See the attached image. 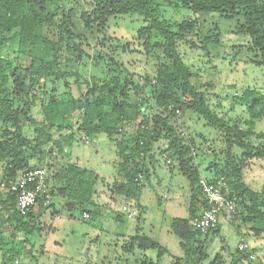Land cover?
I'll use <instances>...</instances> for the list:
<instances>
[{"label": "trees", "instance_id": "16d2710c", "mask_svg": "<svg viewBox=\"0 0 264 264\" xmlns=\"http://www.w3.org/2000/svg\"><path fill=\"white\" fill-rule=\"evenodd\" d=\"M161 8L185 10L192 15L220 16L237 22L241 25L238 33L249 38L245 48L254 53L249 62L264 70V0H0V167L3 168V178L0 180L13 183L21 172L36 167L32 162L40 158L39 155L47 154L44 148L54 142V131L59 135L70 131L71 126L66 118L79 115L82 123L80 134L92 139L100 134L107 135L123 158L126 181L115 186L116 192L125 199L137 198L143 187V177L145 181L149 180V171L145 165L130 170V156L144 157L156 141L169 138L170 148L175 150L172 157L178 161L180 173L190 183L193 203L199 197L202 199L198 212L193 208L188 219L171 221V229L179 238L184 252L183 257L176 258L172 264H205L211 258L209 249L213 242L210 238L219 234L220 224L208 234L192 228V220L203 209L209 208L200 190L201 179L213 183L224 177L229 193L237 198L238 203L232 221L250 225L249 234L255 240L264 237V190L258 192L247 186L243 173L251 159L264 162V147H254L250 142L251 137L264 139V134L254 131L255 121L264 117V93L247 89L236 96L251 120L246 131L215 112L207 93L193 83L194 75L178 51L181 42L200 47L187 40L188 36L197 34L198 24L187 20L181 23L167 20ZM57 14L61 16L58 26L60 35L54 42L48 34L44 35L43 30L45 25L55 27ZM118 17L143 20L135 35L137 46L146 55L154 47L159 48L166 60L157 69L156 77L152 80L150 76L145 77L143 86L132 75H128L125 83L115 77L113 81L90 86L87 94L77 100L51 95L47 102L46 84L40 80L42 73L52 78L54 83L71 75L79 78L77 73L60 71L64 54H74V62L82 60L86 55L79 44L84 39L82 32L88 31L99 37V34H106L110 21ZM78 31H82V34ZM155 35L163 38L158 46L152 40ZM210 44H218V41L206 37L201 48L207 51ZM241 50L242 47H239ZM20 55L31 60L25 75H22V66L18 65ZM179 87L183 94L190 97L189 102H183ZM147 89H151L150 98L144 94ZM56 91L53 88V92ZM150 106L160 110V115L152 118L153 112H148ZM35 109L42 113L41 120L34 118ZM180 110L196 113L211 129L224 133L229 151L228 164L215 177H203L199 164L201 158L195 155L194 145L184 143L177 129L170 124L172 119H177ZM131 125L137 128L134 136L124 134L123 128ZM31 129L36 134L34 138L27 136L31 134ZM72 138L68 142L71 143ZM54 144L64 155V147L61 148L56 141ZM234 148L241 151V156L231 155ZM127 152L131 155L127 156ZM98 179L96 174L68 164L64 169L56 170L55 175L49 174L48 185L53 198L50 211L55 210L56 198L60 196L67 200L69 212L80 209L83 215L89 214L90 219L96 217L100 208L94 201ZM39 204V211L46 212L43 203L40 201ZM2 208L16 221L20 231L26 229L32 233L35 230L33 223L37 212L21 218L16 210L15 195L7 199L0 195V211ZM117 219H121V216ZM131 243L132 247L138 246L142 251L155 250L159 257L166 254L165 248L147 235L133 238ZM16 251L27 256L31 253ZM252 251L256 252L254 249ZM4 258V262L12 260L10 255ZM216 260L225 263L220 256ZM228 262L226 264H255L256 261H249L237 248L229 254Z\"/></svg>", "mask_w": 264, "mask_h": 264}, {"label": "rangeland", "instance_id": "374dc122", "mask_svg": "<svg viewBox=\"0 0 264 264\" xmlns=\"http://www.w3.org/2000/svg\"><path fill=\"white\" fill-rule=\"evenodd\" d=\"M66 5L68 6L69 2ZM161 12L165 19L176 23L187 20L198 24L197 34L188 36L187 40L200 47H192L186 42L178 44V51L185 65L194 75L193 83L199 90L207 93L215 112L231 120L232 124L243 131L248 130V122L251 120L236 100V96L247 89L264 93V70L249 62L254 53L245 48L249 38L238 33L241 25L220 16L192 15L185 10L161 8ZM60 21L61 16L57 14L55 27L49 28L45 25L43 30L44 35L48 34L54 42L60 35ZM142 23L143 20L138 17H118L110 21L106 34H99V37L88 31H78L77 33L84 34V39L79 44L86 55L82 60L74 62V54H64L60 71L77 73L79 78L71 75L54 83L52 78L42 73L40 80L46 84L47 102L51 95L60 98L62 96L70 101L73 98L77 100L87 94L90 86L113 81L115 77L125 83L128 75H132L142 86L145 84V77L154 79L157 69L166 60L159 48L154 47L151 53L146 55L143 49L137 46L135 35ZM206 37H213L218 41V44H210L207 51L201 48V43ZM152 40L155 46L163 42V38L157 35ZM239 47H242L241 51ZM18 65L22 66V75H25L31 60L20 55ZM53 88L57 91L53 92ZM178 92L183 102L191 100L183 94L180 87ZM144 94L150 98L151 89H147ZM148 112H153L152 118L161 113L157 108L153 109V106L148 107ZM34 115V118L39 120L43 118L38 109H35ZM66 119L71 126L70 131L66 130L61 135L55 131L53 133L54 142L60 143L61 148L64 147V155H61L59 146L53 142L45 146L47 154L39 155L40 158L32 164L46 165L48 173L52 176L56 170L65 168L67 158L92 170L99 178L96 185L98 194L94 198L100 207L99 214L92 219H84L80 209L74 212L62 211L59 207L63 209L64 205L62 199L58 198L60 201L56 210L60 212L59 216L53 213L50 215L52 211H38L33 223L35 230L32 233L26 229L18 232V250L31 253L28 256L21 255L11 248V244L2 246L4 251L0 252V264H172L176 258L181 259L184 252L179 238L171 229V221L188 219L193 208L198 212L202 199L199 197L193 203L190 183L180 173L178 161L172 157L175 150L170 148L171 140L159 139L144 157L126 153L127 156H132L128 165L130 170L145 165L149 171V180L145 181L143 177L142 190L137 198L130 200L119 195L115 188L126 181L123 176L124 161L117 146L105 134L97 135L93 139L80 134L82 123L79 121V115ZM170 124L177 129L184 143L194 145L195 155L201 158L199 164L204 178L209 175L211 178L215 177L227 166L229 151L222 131L211 129L196 113L181 110L177 112V119H172ZM134 125L123 128L124 134L134 136L137 130ZM31 130V134L27 136L34 138L36 134ZM254 131L256 134H264V117L255 121ZM70 137H73L71 143L68 142ZM250 142L254 147H264V139L251 137ZM230 153L232 156H241V151L235 148ZM207 170H210L209 174ZM243 173L247 186L258 192L264 190L263 161L251 159ZM124 207L137 209L138 218H128L127 214L123 213ZM40 215L41 218L38 217ZM119 216L121 219H117ZM9 226L8 228L13 230V223ZM219 229V234L210 238L213 242L209 249L211 258L205 264L229 263V254L239 247L241 240H245L249 247L256 251L255 264H264V237L255 240L249 234L250 225L223 219ZM142 235L160 243L166 254L159 257L155 250L142 251L138 246L132 247V239ZM8 255L12 256V260L4 262V256ZM217 256L225 263L217 262Z\"/></svg>", "mask_w": 264, "mask_h": 264}, {"label": "built area", "instance_id": "2783aa9c", "mask_svg": "<svg viewBox=\"0 0 264 264\" xmlns=\"http://www.w3.org/2000/svg\"><path fill=\"white\" fill-rule=\"evenodd\" d=\"M48 167L36 166L19 174L13 183L0 180V195L7 199L10 195L16 197V210L21 218H27L31 213L40 210V201L45 210L50 211L53 198L48 185ZM200 190L209 208L203 209L191 222L192 228L202 234H208L215 229L223 219L232 221L237 212V198L229 193L227 182L221 177L216 182L208 183L205 179L200 180ZM127 217H137L135 210L123 208ZM85 219H90L89 214H84ZM238 250L246 255L249 261H256L254 253L245 240H241Z\"/></svg>", "mask_w": 264, "mask_h": 264}, {"label": "crops", "instance_id": "0c3cea01", "mask_svg": "<svg viewBox=\"0 0 264 264\" xmlns=\"http://www.w3.org/2000/svg\"><path fill=\"white\" fill-rule=\"evenodd\" d=\"M66 163L68 165H76V166H78L81 169H84V170H87V171H90V172L94 173L92 170H90V169H88L86 167H82V166L78 165L77 163L70 161L69 158H67ZM52 182H53V180L51 178L50 179V186H52ZM95 189H96V195L94 196V198L98 194L96 187H95ZM58 198H61L62 199V202H63V205H64V208L63 209L61 207H59L60 210H62V211H65V209L67 210V207H66L67 200L64 199V198H62V197H60V196L56 198V207H57L58 201H60V199H58ZM94 201L96 203V200H94ZM130 210H134V209H130ZM52 213H53V215L59 216V213L60 212H58L56 210V208H55V210H53L52 212H50V215ZM43 217H45V215ZM39 218H41V216H39ZM83 218H84V215H83ZM6 221H8V223H6ZM15 222H16L15 220H12L11 219V215L9 213L5 212V209L2 208L1 211H0V231H1L0 239L2 240V244H0V246H1L0 247V252L4 251V249H2V246H8L10 244L12 245L11 248L13 250H15V251L18 250V248H20L19 246H16L18 243H20L19 242L20 238H19V235H18V232L20 231V229L17 227V224ZM12 223H13V230H10V228H8V226L11 225Z\"/></svg>", "mask_w": 264, "mask_h": 264}, {"label": "water", "instance_id": "95a60500", "mask_svg": "<svg viewBox=\"0 0 264 264\" xmlns=\"http://www.w3.org/2000/svg\"><path fill=\"white\" fill-rule=\"evenodd\" d=\"M132 98H134V97H132ZM136 103H138V101H136Z\"/></svg>", "mask_w": 264, "mask_h": 264}]
</instances>
